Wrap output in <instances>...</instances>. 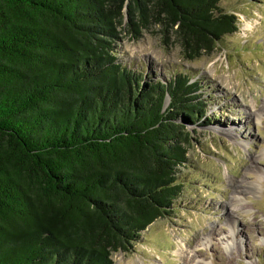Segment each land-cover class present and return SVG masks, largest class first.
<instances>
[{
	"label": "trees",
	"instance_id": "trees-1",
	"mask_svg": "<svg viewBox=\"0 0 264 264\" xmlns=\"http://www.w3.org/2000/svg\"><path fill=\"white\" fill-rule=\"evenodd\" d=\"M220 0H0V264H112L170 214L197 81L117 57L158 25L193 60L238 29ZM166 97L169 101L165 104Z\"/></svg>",
	"mask_w": 264,
	"mask_h": 264
},
{
	"label": "rangeland",
	"instance_id": "rangeland-1",
	"mask_svg": "<svg viewBox=\"0 0 264 264\" xmlns=\"http://www.w3.org/2000/svg\"><path fill=\"white\" fill-rule=\"evenodd\" d=\"M219 6L237 17L238 29L208 55L186 59L158 25L137 39L123 31L116 42L118 59L151 80L184 73L197 81L206 111L182 123L187 163L172 212L128 252H113L112 264H264V0Z\"/></svg>",
	"mask_w": 264,
	"mask_h": 264
}]
</instances>
